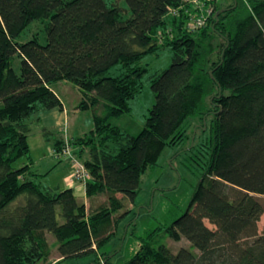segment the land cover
I'll list each match as a JSON object with an SVG mask.
<instances>
[{"label":"trees","instance_id":"trees-1","mask_svg":"<svg viewBox=\"0 0 264 264\" xmlns=\"http://www.w3.org/2000/svg\"><path fill=\"white\" fill-rule=\"evenodd\" d=\"M125 1L132 14L126 20L105 0H0V264H41L50 253L46 232L59 254L51 264L98 252L118 233L146 170L165 147L187 141L201 180L167 232L197 252L145 241L128 264H264V0L222 8L210 1L212 13L193 30L185 0ZM34 20L47 21V43L18 42ZM163 47L172 62L151 78L155 103L144 127L128 134L110 119L130 111L147 71L141 58ZM60 80L82 90L78 109L93 111L89 133L54 150L56 156L66 143L87 148L79 159L91 173L87 202L71 188L44 186L47 173L32 169L31 122L63 108L52 88Z\"/></svg>","mask_w":264,"mask_h":264},{"label":"rangeland","instance_id":"rangeland-1","mask_svg":"<svg viewBox=\"0 0 264 264\" xmlns=\"http://www.w3.org/2000/svg\"><path fill=\"white\" fill-rule=\"evenodd\" d=\"M105 1L109 6H118L124 20L131 17V11L125 0ZM233 1L218 0V5L222 8ZM46 25V20H34L21 33L17 41L23 43L37 38L41 44H46ZM218 43L219 40L215 37L212 41L214 52L209 56L211 60L217 59ZM171 62L172 53L168 47H163L154 53L145 54L141 58L139 64L147 68L141 79L142 89L130 101L131 109L129 112L110 119L112 125L118 126L131 135H137L142 130L149 111L155 103L151 78L168 68ZM12 66L20 74L21 59L16 56L13 59ZM115 72V68L109 71L110 75ZM52 88L63 96V100L69 109V121L67 119V122L52 127V133H54L52 137H62L67 141L71 136L76 138L77 136L87 135L94 125L93 111L74 110V106L82 98V90L68 80L54 82ZM209 101V96L204 98L203 109L208 106ZM100 112L101 107L98 108V113ZM198 123L200 122L198 121ZM192 130L193 126L188 130L189 135L192 134ZM52 141L54 140L52 139ZM29 144L38 172H47L51 166L56 164L55 169L50 171L41 183L47 187L64 186L63 178L69 176L72 172L71 159L62 156L59 160L54 155L53 142L44 144L41 136L36 132L30 135ZM190 146L191 141H187L165 147L157 163L150 166L142 175L139 192L135 201L129 207L130 212L125 215L120 223L118 233L105 243L98 252L71 257L60 264H104V260L101 258L102 254H105V257L108 258V264H128L145 241L154 247L164 244L174 253L182 247L197 252L189 241L186 239L175 241L167 232V228L172 222L189 208L195 188L201 180V170L189 158ZM70 152L81 160H84L87 155L86 148L80 151L79 148L71 146ZM24 161H26L25 157L20 158L14 163V167H21ZM76 196L81 201L86 199V195L82 190L76 193ZM258 197L264 205V196L259 195ZM259 229L260 231L264 229V214L261 216ZM45 234L50 245V253L40 263H56L59 260L56 240L51 233L46 232Z\"/></svg>","mask_w":264,"mask_h":264},{"label":"crops","instance_id":"crops-1","mask_svg":"<svg viewBox=\"0 0 264 264\" xmlns=\"http://www.w3.org/2000/svg\"><path fill=\"white\" fill-rule=\"evenodd\" d=\"M55 92L57 93V95L61 99V101L63 103V108L60 109V108L56 107V108L49 109V110H43L39 114H37V116L35 117L33 122H31L32 123L31 124V132L28 135V143H29L30 135L36 132L37 134H39V136H41V140H43L44 144H49V143L53 142V144H52L53 150H55V144L57 142L61 143L62 141H64V139L62 137L53 138L52 136L54 133H52V129H53L52 127H56V126L60 125L62 122L63 123L67 122V119L69 121V109L67 108L66 102L63 100V96L60 95L59 92H57L56 90H55ZM78 104L74 106V110H80L77 108ZM80 137H82V136H77L76 138L71 136L70 139H68V140H70L71 143H74V141ZM52 139L54 141H52ZM29 146H30V144H29ZM73 146H74V148L77 147L76 144H73ZM77 148H79V147H77ZM79 150H80V148H79ZM30 153H31V147H30ZM31 156H32V154H31ZM55 167H56V164L51 166L47 170V172H38L39 170L37 171V169H36L37 168L36 167V161H34L32 169L35 170L39 174H46V173L48 174L50 171L55 169ZM46 176H44V178ZM62 182H63L64 186L59 185L57 187H50V186L49 187L53 188V189H59V190H62L65 188H71V189H73V191L75 193H79L81 190L84 191V193H85V186H83L80 183L74 182L71 179V174H69V176H65L63 178ZM85 195H86V193H85ZM84 201L87 202V197H86V199H84Z\"/></svg>","mask_w":264,"mask_h":264},{"label":"built area","instance_id":"built-area-1","mask_svg":"<svg viewBox=\"0 0 264 264\" xmlns=\"http://www.w3.org/2000/svg\"><path fill=\"white\" fill-rule=\"evenodd\" d=\"M214 0H185L186 3L189 4L190 10L187 11L189 13L187 26L190 29H195L198 26H202L207 21V15H210L213 11V6L208 3ZM170 14L178 15V9H171ZM70 145L66 143L64 149L61 153H56V157H59L61 154L64 157H69L71 159V179L74 182L80 183L83 186L86 185L87 181L91 178V173L89 169L85 166V163L80 161L70 152Z\"/></svg>","mask_w":264,"mask_h":264},{"label":"water","instance_id":"water-1","mask_svg":"<svg viewBox=\"0 0 264 264\" xmlns=\"http://www.w3.org/2000/svg\"><path fill=\"white\" fill-rule=\"evenodd\" d=\"M219 13H217V15H218Z\"/></svg>","mask_w":264,"mask_h":264}]
</instances>
